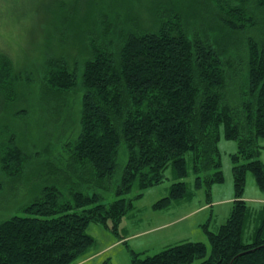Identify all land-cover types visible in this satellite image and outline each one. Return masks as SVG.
I'll use <instances>...</instances> for the list:
<instances>
[{"label": "trees", "instance_id": "trees-1", "mask_svg": "<svg viewBox=\"0 0 264 264\" xmlns=\"http://www.w3.org/2000/svg\"><path fill=\"white\" fill-rule=\"evenodd\" d=\"M22 4L27 30L37 21L51 38L35 75L0 51V174L25 172L33 157L17 121L36 112L49 118L38 132L53 133L54 148L69 153L37 168L39 189L18 207L22 214L0 217V264H74L93 243L90 223L116 232L133 200L166 180L169 166L176 178L188 175V153L195 186L209 190L223 180L221 134L238 144L234 199L216 231L203 224L209 248L182 241L152 255L133 252L132 261L264 264L263 209L253 240H242L253 217L243 198L248 171L264 191L257 144L264 138V0ZM185 196V181H174L154 207Z\"/></svg>", "mask_w": 264, "mask_h": 264}, {"label": "rangeland", "instance_id": "rangeland-1", "mask_svg": "<svg viewBox=\"0 0 264 264\" xmlns=\"http://www.w3.org/2000/svg\"><path fill=\"white\" fill-rule=\"evenodd\" d=\"M21 1L0 0V51L6 53L13 64L19 66V69L27 70L35 75L36 66L46 53L43 52L42 45L51 38V32L43 26L39 29L36 25L37 21L33 22L32 31L27 30L31 25L27 15H19L25 5L19 6ZM41 118L49 119L45 114L36 112L28 115L26 121H17L18 128L28 140L29 148L24 149L33 158L26 164L22 176L6 179L0 174L3 184L0 191V217L7 211L22 214V211L17 210L18 207L33 198L39 189L40 181L35 173L37 168L41 171L46 161L68 156L67 148H54L53 133L49 135L47 132H38L37 125ZM3 119L8 120L7 114H3ZM48 139L52 145L46 148ZM257 144L260 146L258 158L264 167V138H257ZM217 145L219 169L223 175L220 183H213L209 190L203 182L198 187L195 186V174L190 163L191 155L188 153V175L176 178L169 166L165 170L166 180L143 190V194L133 200L132 207L123 215L116 232L97 223H90L87 233L93 238V243L74 264H102L103 262L133 264V252L152 255L164 249L166 245L184 239L202 241L209 248V239L203 225H195L206 223L211 231H216L219 221L224 222L228 217L231 202L226 199L230 196L234 197L232 176L234 163L231 155L238 150L237 141L226 139L222 134ZM242 162L245 160L240 159L239 163ZM212 172L213 170L209 171V173ZM177 180L185 181L187 196L172 200L168 207L155 208L154 204L168 194L170 184ZM245 181L243 195L250 198L264 197V191L257 185L251 171L246 173ZM220 200L224 201L218 202ZM248 204L253 217L247 220L242 235V240L246 243L253 240L255 225L256 227L259 225L263 216L261 215L260 220L256 219V211L264 210V202L248 200ZM199 207L201 208L196 210ZM199 261L195 260L191 264H198Z\"/></svg>", "mask_w": 264, "mask_h": 264}, {"label": "crops", "instance_id": "crops-1", "mask_svg": "<svg viewBox=\"0 0 264 264\" xmlns=\"http://www.w3.org/2000/svg\"><path fill=\"white\" fill-rule=\"evenodd\" d=\"M243 198L248 202V200H251V201H255V202H257V203H259V202H264V197H260V196H256V197H246L245 195H243ZM233 199H234V197H229L228 199H226L227 201H230L231 202V205H232V201H233ZM221 201H224V200H220V201H218V202H221ZM201 207H199V208H197L196 210H199ZM231 209V208H230ZM230 212V211H229ZM179 218H181V217H179ZM220 223H219V225L221 224V223H223L222 221H219ZM200 225H203V224H200V223H198L197 225H195V226H200ZM218 225V226H219ZM190 229V228H189ZM189 239H184V240H179V241H175L174 243H172V244H168V245H166V247L167 246H169V245H173V244H175V243H178V242H182V241H188Z\"/></svg>", "mask_w": 264, "mask_h": 264}]
</instances>
